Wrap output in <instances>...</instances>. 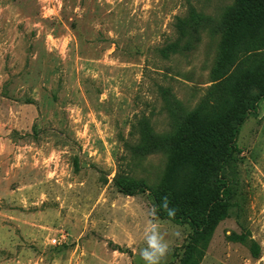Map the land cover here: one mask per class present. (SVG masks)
Returning a JSON list of instances; mask_svg holds the SVG:
<instances>
[{
  "label": "rangeland",
  "instance_id": "obj_1",
  "mask_svg": "<svg viewBox=\"0 0 264 264\" xmlns=\"http://www.w3.org/2000/svg\"><path fill=\"white\" fill-rule=\"evenodd\" d=\"M237 4L0 0V264H146L151 223L169 245L160 264L181 263L192 228L153 216L154 193ZM236 144L230 215L200 264H264V99ZM118 174L150 190L125 194ZM243 229L258 258L228 238Z\"/></svg>",
  "mask_w": 264,
  "mask_h": 264
},
{
  "label": "trees",
  "instance_id": "obj_2",
  "mask_svg": "<svg viewBox=\"0 0 264 264\" xmlns=\"http://www.w3.org/2000/svg\"><path fill=\"white\" fill-rule=\"evenodd\" d=\"M192 9L188 17L196 21ZM211 74L213 83L181 127L164 183L154 193L158 217L192 228L180 264H200L219 223L230 215L227 170L239 151L236 137L264 99V0H238L227 13L222 52ZM115 182L129 195L150 190L128 175L118 174ZM165 197L174 217L159 208ZM228 238L260 256L261 247L249 230L234 231Z\"/></svg>",
  "mask_w": 264,
  "mask_h": 264
},
{
  "label": "clouds",
  "instance_id": "obj_3",
  "mask_svg": "<svg viewBox=\"0 0 264 264\" xmlns=\"http://www.w3.org/2000/svg\"><path fill=\"white\" fill-rule=\"evenodd\" d=\"M169 201L165 197L159 208L166 210L170 217L175 216V210L168 207ZM152 215H156V209L153 210ZM150 233V234H147ZM179 235V232L176 233ZM147 247L140 250L141 258L146 262V264H160V260L166 256L168 252L169 245L164 240L163 235L159 231V227L156 223H151L150 226L146 227V237H145Z\"/></svg>",
  "mask_w": 264,
  "mask_h": 264
},
{
  "label": "built area",
  "instance_id": "obj_4",
  "mask_svg": "<svg viewBox=\"0 0 264 264\" xmlns=\"http://www.w3.org/2000/svg\"><path fill=\"white\" fill-rule=\"evenodd\" d=\"M67 241H68L67 235H65L64 233H59L53 236L52 238H50V243L52 245L64 244L67 243Z\"/></svg>",
  "mask_w": 264,
  "mask_h": 264
},
{
  "label": "crops",
  "instance_id": "obj_5",
  "mask_svg": "<svg viewBox=\"0 0 264 264\" xmlns=\"http://www.w3.org/2000/svg\"><path fill=\"white\" fill-rule=\"evenodd\" d=\"M12 209H8L7 211H11ZM7 211H5L4 209L1 211V209H0V214L1 215H8L7 214ZM10 216V215H9ZM11 216H12V213H11Z\"/></svg>",
  "mask_w": 264,
  "mask_h": 264
}]
</instances>
